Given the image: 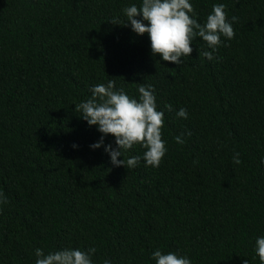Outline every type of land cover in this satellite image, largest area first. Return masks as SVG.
<instances>
[{
    "label": "trees",
    "instance_id": "16d2710c",
    "mask_svg": "<svg viewBox=\"0 0 264 264\" xmlns=\"http://www.w3.org/2000/svg\"><path fill=\"white\" fill-rule=\"evenodd\" d=\"M191 2L201 23L224 3L234 36L212 60L196 37L176 64L124 24L140 0H0V264H35L37 247H95V264H155L157 248L192 264H261L264 0ZM108 79L137 98V83L153 85L167 141L158 167L114 166L89 147L102 134L75 104Z\"/></svg>",
    "mask_w": 264,
    "mask_h": 264
},
{
    "label": "clouds",
    "instance_id": "9594fccd",
    "mask_svg": "<svg viewBox=\"0 0 264 264\" xmlns=\"http://www.w3.org/2000/svg\"><path fill=\"white\" fill-rule=\"evenodd\" d=\"M225 8L224 3L213 4L203 23L196 18L191 0H140L139 4L131 3L122 11L127 18L125 25L130 24L131 29L139 35L148 34L153 55L159 54L164 61L183 64L181 57L190 56L193 51L191 45L196 37L207 43V48L202 53L199 52V55L212 60L217 46L224 43L221 37L230 39L234 36L232 21L237 17L227 19ZM110 21L121 24L119 17H113ZM137 84L138 98L129 96L123 87L116 88L113 79L93 84L91 96L75 104V111L81 112L80 117L89 126H96L102 134L89 147L92 150L103 148L112 165L131 168L143 160L147 166L158 167L167 152V141L162 139L164 111L157 109L153 85ZM166 108L173 110L171 104L166 105ZM175 115L187 119L188 110L180 107L175 110ZM108 134L114 136L115 145L105 143ZM188 134H191L190 131ZM183 136L181 133L174 139L183 144ZM136 144L144 148L143 153L125 158V151ZM73 147L79 146L73 144ZM233 160L240 163L238 152L234 154ZM255 243V252L261 264H264V236H258ZM95 252V247L86 250L64 247L45 253L37 247L35 264H95L92 259ZM151 256L155 264H192L187 255L174 251L162 252L159 248ZM103 264H112V261L104 259ZM242 264H249V260H243Z\"/></svg>",
    "mask_w": 264,
    "mask_h": 264
}]
</instances>
